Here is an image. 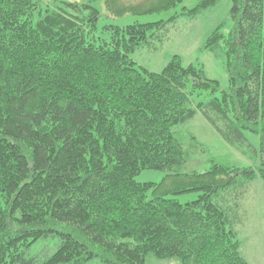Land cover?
<instances>
[{
	"label": "trees",
	"instance_id": "trees-1",
	"mask_svg": "<svg viewBox=\"0 0 264 264\" xmlns=\"http://www.w3.org/2000/svg\"><path fill=\"white\" fill-rule=\"evenodd\" d=\"M124 1L106 0L109 14L185 0ZM219 1L198 0L169 22L107 27L111 39L99 41L89 36L100 18L90 4L0 0V264H37L25 250L55 234L61 245L40 264H146L149 255L249 264L236 227L250 183H264V0H230V35L217 29L204 46L224 42L226 89L178 56L159 73L131 58L162 42L168 23ZM198 112L257 158L256 170L211 160L204 172L186 171L190 155L175 128ZM147 169L164 171L163 182L138 183ZM189 192L200 195L168 198Z\"/></svg>",
	"mask_w": 264,
	"mask_h": 264
},
{
	"label": "rangeland",
	"instance_id": "rangeland-1",
	"mask_svg": "<svg viewBox=\"0 0 264 264\" xmlns=\"http://www.w3.org/2000/svg\"><path fill=\"white\" fill-rule=\"evenodd\" d=\"M129 1L131 4H139L144 0H127V2ZM41 2L42 9L47 7L55 9L65 3L80 6L92 5L99 11L100 18L97 29L89 36L99 41H109L112 34L110 30L106 29L107 27L125 28L136 23L169 22L171 18L180 14L183 8H194L198 0H185L176 8L168 11L142 14L127 13L122 16L110 15L107 11L106 0H41ZM231 5L230 0H220L216 5L195 16H181L177 18L176 22L168 23L163 41L154 42L152 47L138 49L131 55L132 60L138 68H145L150 72L159 73L174 56H178L184 66L200 65L208 79L217 81L221 89H226L229 85L227 67L229 59L224 42H221L214 50H204V46L217 29L226 36L230 35L233 28V21L230 17ZM79 14L81 17L86 16L89 14V10ZM175 131L190 155L186 171L204 172L208 169L211 160H216L240 170L246 168L256 170L258 166L257 158L250 157L242 149L225 141L201 112H198L193 119L185 124L176 127ZM246 135L247 145H251L249 148L259 150V136L249 131L246 132ZM165 176L164 171L147 169L141 171L135 177V180L138 183L158 185L163 182ZM199 195L196 192H189L169 195L168 198L176 199L185 204L196 200ZM240 214L241 221L236 228L241 243L242 255L249 264H264V183L261 178H257L250 183V189L242 202ZM61 241V236L58 234L40 239L25 250V257L34 259L37 264H40L58 250ZM88 264L102 263L96 259ZM146 264L181 263L177 259H159L149 255Z\"/></svg>",
	"mask_w": 264,
	"mask_h": 264
}]
</instances>
